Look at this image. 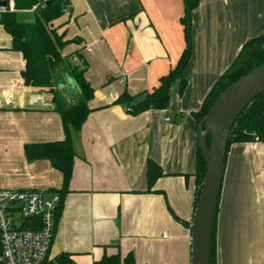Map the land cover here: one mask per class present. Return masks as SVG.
<instances>
[{"label": "crops", "instance_id": "crops-1", "mask_svg": "<svg viewBox=\"0 0 264 264\" xmlns=\"http://www.w3.org/2000/svg\"><path fill=\"white\" fill-rule=\"evenodd\" d=\"M183 12V0H69L52 22L74 39L61 54L78 51L69 61L85 68L93 97L73 133L76 156L51 262L64 253L76 264L115 254H131L134 264H191L198 143L192 114L243 45L264 35V0H199L184 91L175 82L168 108L128 114L113 101L124 91L152 90L176 64L185 47ZM24 68L0 23V185L49 196L61 189V172L46 159L27 162L23 146L62 139V123L51 90L26 85ZM149 159L161 169L150 189ZM215 242L216 264H264V142L228 147Z\"/></svg>", "mask_w": 264, "mask_h": 264}, {"label": "trees", "instance_id": "trees-1", "mask_svg": "<svg viewBox=\"0 0 264 264\" xmlns=\"http://www.w3.org/2000/svg\"><path fill=\"white\" fill-rule=\"evenodd\" d=\"M183 1L184 12L180 22L183 26L185 47L176 64L167 74L160 77L158 85L152 90L134 95L124 91L113 101V104L123 106L130 115L135 116L151 109H166L169 106L172 85L177 82L179 94L186 87L183 71L191 54V12L197 7L199 0ZM36 4L43 5V7H37L33 11L34 17L32 21L18 20L15 12H2L0 23L7 33L11 35L13 49L19 51L25 60V68L22 73L24 83L35 87H48L51 90L55 109L61 118L62 139L25 143L23 146V154L27 162L46 159L53 168L62 174V187L57 190L59 203L55 210V227L62 208L64 195L68 192V184L72 176L74 158L76 156L73 145V133L81 129L91 110L88 102L93 97V88L84 76L85 68L74 65L69 61V57L72 55H77L80 58L78 51L66 56L61 54L65 45L74 41V39H64V33H58L52 24L55 19L61 17L67 11L69 0H14V8L16 10H30ZM254 48L257 50L251 51ZM240 57L243 60L238 63ZM262 64H264V35L255 37L245 43L233 65L217 79L202 101L199 110L192 114L196 125L207 114L215 99L224 89ZM235 66L236 68L234 69ZM67 79L72 81V84L67 83ZM209 140L210 136L207 137L208 146ZM255 140L264 142V92L257 95L237 117L227 139L226 154L228 147L233 143ZM160 175V167L149 159L146 165L149 189ZM204 175L203 156L197 143V165L195 171L197 188L194 209ZM215 234L216 215L211 240L210 264H216ZM54 263L76 264L64 253L57 256ZM93 264H134V258L131 254H127L125 257L115 254L103 256Z\"/></svg>", "mask_w": 264, "mask_h": 264}, {"label": "water", "instance_id": "water-1", "mask_svg": "<svg viewBox=\"0 0 264 264\" xmlns=\"http://www.w3.org/2000/svg\"><path fill=\"white\" fill-rule=\"evenodd\" d=\"M262 92L264 64L224 89L197 124V141L203 156L205 175L191 222V264H210L213 225L223 180L227 139L237 117Z\"/></svg>", "mask_w": 264, "mask_h": 264}, {"label": "built area", "instance_id": "built-area-1", "mask_svg": "<svg viewBox=\"0 0 264 264\" xmlns=\"http://www.w3.org/2000/svg\"><path fill=\"white\" fill-rule=\"evenodd\" d=\"M14 10V0H0V13ZM71 60L77 61L75 57ZM58 203L57 193L47 196L38 189L0 185V264H55L48 252Z\"/></svg>", "mask_w": 264, "mask_h": 264}, {"label": "rangeland", "instance_id": "rangeland-1", "mask_svg": "<svg viewBox=\"0 0 264 264\" xmlns=\"http://www.w3.org/2000/svg\"><path fill=\"white\" fill-rule=\"evenodd\" d=\"M20 20H23L24 18H28L29 20H32L33 19V17H34V15H33V11L32 12H30V13H25V12H22L21 14H19L18 16H17ZM252 51V50H251ZM243 57V56H242ZM242 57H240L239 58V60L242 58ZM238 60V61H239ZM77 62V61H76ZM77 65V64H76ZM70 83L72 82V81H69ZM72 84V83H71ZM73 87V86H72Z\"/></svg>", "mask_w": 264, "mask_h": 264}]
</instances>
